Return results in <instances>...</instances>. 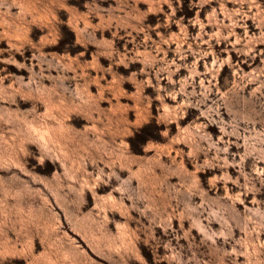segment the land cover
<instances>
[{
    "label": "rangeland",
    "instance_id": "374dc122",
    "mask_svg": "<svg viewBox=\"0 0 264 264\" xmlns=\"http://www.w3.org/2000/svg\"><path fill=\"white\" fill-rule=\"evenodd\" d=\"M0 264H264V0H0Z\"/></svg>",
    "mask_w": 264,
    "mask_h": 264
}]
</instances>
